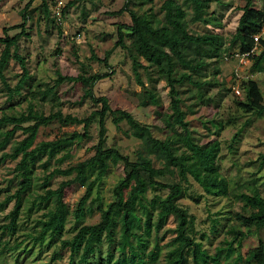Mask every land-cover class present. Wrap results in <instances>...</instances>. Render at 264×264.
I'll list each match as a JSON object with an SVG mask.
<instances>
[{"label":"trees","instance_id":"obj_1","mask_svg":"<svg viewBox=\"0 0 264 264\" xmlns=\"http://www.w3.org/2000/svg\"><path fill=\"white\" fill-rule=\"evenodd\" d=\"M34 0H31L33 2ZM155 0H126L122 12L128 11L131 24H119L117 38L113 48L107 50L105 56L99 57L95 52L91 58L110 66L108 62L114 51L121 47L130 52L133 70L138 84L142 90L137 94L140 105L163 107V97L159 84L164 82L169 95L168 112L163 116L164 138L154 135L150 126L138 121L134 114L123 108L113 107L110 99L97 96L94 91L95 84L110 76V72L85 71L79 75H63L58 72L56 83L42 88L41 82H36L30 74L26 57L19 52L20 38L26 33L25 25L31 14L23 12L24 23L20 25L22 31L10 36L5 28V36H0L3 49L0 54V78L8 93V100L16 95H22L23 89L28 87L29 104L26 110L19 112H3L0 116V166L7 160L16 161L9 185H14V192L10 193L1 203L6 205L15 200L11 211V219L0 229L15 237L13 245L10 239L0 244V251L9 252L21 250L23 240H19L18 223L20 212L26 193L34 183V161L37 156H47L42 167L46 171L43 177L45 191L35 199V205L42 203L45 209V226L42 231L34 236L35 244L54 247L52 261L61 257V248L70 252V264H151L145 259V253L150 246V238L155 233V250L151 249L149 255L156 259V250L161 249L159 243L164 235L160 231L173 218L177 222L173 230L176 236L172 239L170 247L177 250V257L170 260L169 264H237L238 259L244 257L240 252L243 240L255 235L264 229V196L259 188H254L252 193L232 192L227 176L222 172L219 157L221 144L218 139L202 142L194 135L193 128L186 120L187 110L183 108L185 99L183 95L189 94L188 108L195 106L216 105L231 92L234 93V102L241 115H262L264 112V90L254 78L241 80L244 96L240 97L233 89L236 84H227L226 80L219 82L221 74L219 63L226 56H232L230 46L227 45L223 34L215 31L203 33L194 32L191 24L201 23L205 27L213 25L222 27V20L211 9L213 2L221 0H164L161 5L160 16L151 6L144 11L141 8L153 4ZM30 2V3H31ZM75 5L69 2L60 11L56 20L66 15L68 9ZM47 9V4H44ZM243 11L239 19L234 39L239 42L236 54L247 55L253 64V73L264 72V37L255 41V36L264 30V7L255 5L254 0H247L241 7ZM17 27V26H16ZM19 27V26H18ZM61 29V27H60ZM127 30V32H125ZM257 44L261 52L256 53ZM11 59L17 60L23 73L17 84L12 87L8 83L5 71ZM144 60V62H142ZM213 75L211 86H219L217 97L211 96L206 89V84L193 80V76L205 78ZM148 80L146 85L145 79ZM65 81L80 82L83 88L81 104L89 100L92 111L83 117L72 113H64L61 108L46 115L37 107L36 100L59 101L57 87ZM218 98V99H217ZM248 116V117H249ZM120 127L125 121L130 126L132 135L141 140V146L136 151V159L125 155L120 149L107 143V118ZM239 115L230 116L226 121L211 120L216 131L212 134L219 135L225 126L235 125ZM251 119V118H250ZM54 121L63 126L81 125L83 132L74 131L52 140H43L36 143L38 133L42 126ZM99 123V139L94 145V153L84 160L73 163L67 167L57 165L51 168V162L56 159L64 161L69 154L59 155L63 144L84 140L90 136L92 124ZM12 126V128H9ZM180 129V131L178 130ZM18 130L25 136L14 140ZM239 129L232 138L233 144L241 134ZM10 146V150H6ZM233 146V145H231ZM230 146V147H231ZM117 156L124 164L123 176L112 190L113 199L105 203L102 196L104 179L111 171V159ZM161 162V166L154 164V158ZM188 166L195 172L197 181L204 193H189L190 176ZM64 176L56 188L50 187L52 179ZM188 183L187 185H185ZM73 184L85 187L84 193L72 210L65 201V189ZM9 186V187H10ZM160 190H168L166 195H161ZM11 191V190H10ZM9 191V192H10ZM154 196L149 198V193ZM189 196L196 202L203 195L227 198L232 201V195L243 201L242 210H221L211 216L210 231L216 236L221 231L222 220L229 222L227 232L231 238H226L221 245L216 247L214 253L205 247L203 240L197 239L192 234H187L188 210L177 204L179 196ZM94 204L100 212V220L93 224L85 223L86 215L93 213ZM234 213V214H233ZM73 216L75 234L70 238H63L70 216ZM17 234V236H16ZM202 239L208 237L203 231ZM109 243L108 257H101L104 241ZM60 247H59V246ZM30 250V249H29ZM115 253L118 256L114 258ZM16 257V262L19 259ZM77 257V260L75 259ZM264 264V240L259 239L258 247L243 258V264ZM50 264V263H48Z\"/></svg>","mask_w":264,"mask_h":264},{"label":"rangeland","instance_id":"obj_2","mask_svg":"<svg viewBox=\"0 0 264 264\" xmlns=\"http://www.w3.org/2000/svg\"><path fill=\"white\" fill-rule=\"evenodd\" d=\"M75 1V5L70 7L62 21L56 20L59 11L69 2ZM182 1V0H180ZM247 0H221V2H213L211 9L216 12L222 20V27L210 25L205 27L201 23L191 24L192 30L203 33L207 31H215L221 33L226 38L227 45L234 52L232 56H226L219 63L221 74L218 76L219 82L227 81V84H236L241 89L240 97L244 96V90L240 83L244 78L256 79L264 90V72L253 73L251 71V60L247 55L236 54L239 50V42L234 39L236 28L242 14L241 7L245 5ZM0 0V36H5V28H8V34L14 36L22 31L21 24L24 23L23 12L26 10L31 14L28 19L25 30L26 33L20 38L19 52L26 57L27 66L30 74L36 82H41L42 88L52 86L56 83L58 72L63 75H79L85 71L90 72H110V76L98 81L95 84L94 91L97 96L105 95L110 99L113 107H119L131 111L135 118L141 123L148 125L153 130L154 135L160 138L166 136L164 129L163 116L168 112L169 95L167 89L164 88V82L159 84L160 93L163 97V107L153 105H140L138 93L142 90V86L138 84L133 70L132 57L129 51L117 48L109 58L110 66H105L91 58L93 52L99 57H104L107 50L114 47L117 38V27L119 24H131V17L128 11L122 12L126 0ZM164 0H155L153 4L145 5L141 11L153 7L154 11L160 16V8ZM256 6L263 8L264 0H254ZM44 4H47L45 9ZM17 26V27H16ZM19 26V27H18ZM61 27V29H60ZM127 32V30H125ZM264 37V30L259 34ZM3 45L0 44V54ZM256 53L261 52V47L257 44ZM144 62V60H142ZM146 63V62H144ZM23 69L20 63L11 59L8 68L5 71L8 83L14 87L20 80ZM145 79V78H144ZM214 79L213 75L205 78L193 76V80L201 81L206 84V89L211 96L217 97L218 87L209 85ZM146 85L148 80L145 79ZM0 90H6L0 78ZM28 87L23 89L22 95H16L14 99L8 100V93L0 92V116L2 113L19 112L26 110L29 104ZM59 101L36 100L37 107L46 115L50 112L61 108L64 113H72L80 117L88 115L93 107L89 100L83 104L79 103L83 95V88L80 82L65 81L57 87ZM189 94L183 95L185 99L183 108L187 110L186 120L193 128L194 135L202 142L211 139L220 140L221 152L219 163L222 172L230 181L232 192H248L252 193L254 188H259L264 196V112L262 115L247 116L241 115L237 105L234 102L235 95L230 93L216 105L213 102L210 105L195 106L189 109V103L194 99L188 100ZM218 99V98H217ZM239 115V119L235 125L225 126L219 135L212 134L209 131H216L211 120L226 121L230 116ZM251 118V119H250ZM107 125V143L110 146L121 150L125 155L136 159V151L141 146V140L130 132V126L125 121L117 127L112 118L108 117ZM12 128V126H9ZM238 139L232 143V138L239 129H242ZM180 131V129H178ZM74 131L83 132L81 125L63 126L59 122L54 121L48 125L42 126L36 143L43 140H52L70 134ZM25 134L18 130L15 139H22ZM99 139V123L95 121L90 128V136L84 140L75 141L61 146L58 157L65 154L69 156L62 162L53 159L51 162V170L57 165L67 167L73 163L84 160L91 156ZM233 145V146H231ZM231 146V147H230ZM6 150H10V146ZM1 154V153H0ZM154 158V164L161 166V162ZM47 156H37L34 167V183L32 188L26 193L23 207L20 212L18 223L19 240H23L21 250L4 252L0 251V264H70V252L68 249L61 248V257L51 260L53 257L54 247L47 248L46 245L35 244L34 236L38 235L45 226V209L42 203L35 205V199L45 191V183L43 181L46 171L42 164L46 161ZM111 171L104 179L102 187V196L104 202L108 203L113 199L112 190L118 181L125 176L124 164L117 157L111 159ZM16 161L7 160L0 166V226L7 224L11 219V211L14 207L15 200L10 201L6 205H1L5 198L14 192V185H9V179L12 177L13 169ZM190 176V189L188 194L204 193L199 185L195 172L188 166ZM64 176H56L52 179L50 187L56 188L61 181L65 180ZM186 183L185 185H187ZM10 186V187H9ZM11 190V191H10ZM10 191V192H9ZM85 187L73 184L65 189V201L73 210L78 199L84 193ZM161 195H166L168 190H160ZM205 194V193H204ZM154 193H149V198ZM232 201L227 198H216L203 195L200 201L196 202L193 198L185 195L179 196L177 204L185 207L188 212L187 234L195 236L199 240H203L205 247L214 253L216 247L221 245L223 240L231 238L227 232V220H222L226 227H222L216 236L210 231L208 225L211 224V216L221 210L232 209L234 213L242 210L243 201L232 195ZM95 210L91 214H87L85 223L93 224L100 220V212L97 210V204H94ZM233 213V214H234ZM74 220L70 216L67 224V230L63 238H70L75 234L73 229ZM177 226V222L171 218L167 225L160 231L159 235H164L160 240L161 249L156 250V259L149 255L151 249L155 250V233L150 238V246L145 253V259L151 261V264H169L170 260L177 257V250L170 247L172 239L176 236L173 231ZM205 231L208 237L202 239V232ZM16 234V236H17ZM11 238V239H10ZM264 240V229L260 232L247 237L243 240L240 252L244 257L247 253L253 252L259 245V239ZM10 239L11 245L15 242V237L10 236L8 232L0 229V244ZM59 246V245H58ZM60 247V246H59ZM30 249V250H29ZM109 243L105 240L102 245L101 257H108ZM19 259L16 262V257ZM118 253H115V257ZM238 259L237 264H243V258ZM77 260V257H75ZM109 264H113L110 262ZM188 264H193L190 260ZM222 264H225L222 262ZM253 264H256L255 262Z\"/></svg>","mask_w":264,"mask_h":264},{"label":"built area","instance_id":"obj_3","mask_svg":"<svg viewBox=\"0 0 264 264\" xmlns=\"http://www.w3.org/2000/svg\"><path fill=\"white\" fill-rule=\"evenodd\" d=\"M59 20H61V17H59ZM255 41H259V38H260V35L259 34H257L255 37ZM245 55V54H244ZM246 56V55H245ZM233 89H234V91H235V93L237 94V95H241V89H240V87L239 86H237V85H235V86H233Z\"/></svg>","mask_w":264,"mask_h":264}]
</instances>
